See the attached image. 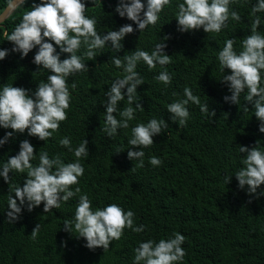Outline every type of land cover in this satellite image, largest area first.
I'll use <instances>...</instances> for the list:
<instances>
[{
	"label": "trees",
	"instance_id": "1",
	"mask_svg": "<svg viewBox=\"0 0 264 264\" xmlns=\"http://www.w3.org/2000/svg\"><path fill=\"white\" fill-rule=\"evenodd\" d=\"M39 2L26 0L0 24V50H9V55L0 61V89L7 84L35 91L36 84L51 75L43 69L36 72L38 68L33 58L37 49L21 59L19 53L10 51L13 45L4 35L5 32L11 34L23 14L31 10L33 3ZM182 2L171 0L154 27L126 35L120 52L106 45L97 50L94 60L84 59L89 71L69 78L72 99L67 120L60 124L59 132L52 138L43 142L28 136L26 130L23 134L15 133L0 146V167L18 153L19 144L24 140L34 147V165L38 164L41 151H47L50 158L60 155L69 163L75 161L74 154L60 145V139L69 137L73 149L86 139L89 156L80 161L84 174L73 190L80 187L81 194H87L91 200L93 209L115 203L125 212L131 210L135 214V225H143L145 231L134 233L126 229L121 239L113 240L106 251L89 250L83 238L77 239L75 233L71 235L63 230L64 221L74 218L78 196L48 213L43 212V204L31 212L25 207L18 220L10 224L6 216L8 195L13 185L22 187L26 179V173L13 172L9 173L10 184H5L0 177V264H133L134 249L139 243L149 239L158 242L172 237L173 233L185 237L182 247L186 255L182 264H264V196L250 197L247 186L239 189L234 177L243 166L245 155L239 152V146L251 148L260 141L264 149V133L259 132L255 110L246 103L244 94L239 105L223 100L231 93L220 83L223 73L217 60L227 39H235V50H241L242 39L250 34L251 8L256 0H238L232 4V10L240 14L241 21L230 19L228 27L215 35L206 34L203 29L179 32L175 18L177 5ZM9 3L10 0H0V13ZM117 4L118 0L86 3V15L96 18L99 34L132 24L115 12ZM260 15L262 24L258 31L264 33V14ZM132 26L136 28L135 24ZM164 36L169 37L164 51L172 56V63L163 67L157 65L152 70L143 62L138 63L136 71L144 84L137 87V94L144 110L136 111L128 129H119L115 137L108 138L102 131L104 93L122 72L112 64V58H123L136 49L151 53ZM83 53L82 47L77 55L83 57ZM65 58L67 54L61 53L60 59ZM165 69L172 76V83L167 87L155 79ZM225 74L230 72L225 70ZM73 82L75 89L71 87ZM185 87L191 88L193 94L201 98V103H208L215 116L202 114L199 106L190 103L186 126L181 128L178 122L173 123L167 106L184 98ZM118 106L122 110L127 106L126 100ZM244 106L249 111H244ZM116 115L119 119L118 113ZM152 118L165 120L168 127L153 138L152 146L143 149L144 166L136 167L138 161L127 158L128 150H139L129 149L131 128L138 123L146 124ZM10 131L0 128V139ZM152 156L159 158L162 165L153 167L149 163ZM225 175L233 176L227 185ZM261 192H264V184L257 189V194ZM250 199L252 202L248 203ZM37 223L41 227L33 239L31 232Z\"/></svg>",
	"mask_w": 264,
	"mask_h": 264
},
{
	"label": "clouds",
	"instance_id": "2",
	"mask_svg": "<svg viewBox=\"0 0 264 264\" xmlns=\"http://www.w3.org/2000/svg\"><path fill=\"white\" fill-rule=\"evenodd\" d=\"M87 2L94 3V0H40L23 14L11 34L5 32L7 41L13 45L10 50L12 53H19L23 59L33 49H37L33 58V63L38 68L36 72L43 69L51 75H47L46 81L41 80L36 84L35 91L7 84L0 89V128L11 129L0 139V146L15 133L23 134L26 130L28 136L43 142L52 138L54 133L59 132L60 124L67 120V110L72 99L69 78L89 71L84 59L94 60L97 50L104 49L106 45H110L116 53L120 52L123 47L121 41L126 35L140 33L149 26L154 27L160 19V13L171 4V0H118L115 12L119 17L127 18L135 24L136 28L132 24H125L116 31L110 30L101 35L96 30V18L86 15ZM237 2L238 0H183L177 5V30L185 33L203 29L206 34H219L228 27L230 19L241 21L240 14L231 8ZM22 3L24 0H10V7L14 8ZM260 14H264V0H256L251 8L250 34L242 39L241 50H235V39H227L217 54V60L219 70L223 73L220 83L226 85L231 93L230 96H224L223 100L239 105L240 97L244 94L246 103L251 104L255 110L259 132L264 133V33L258 31L262 24ZM167 39L168 36L160 39L151 53L136 49L123 58H112V64L117 69H122V72L104 93L105 126L102 131L108 138L115 137L119 129H128L130 122L135 119L136 111L144 110L137 94V87L143 85L144 80L136 68L139 62L147 65L149 70L157 65L163 67L172 63V56L164 51ZM82 47L83 57L77 55ZM61 53L67 54V58L61 60ZM8 55V49L0 50V61ZM225 70L230 74H225ZM155 79L165 87L172 83V76L166 69ZM71 87L75 89L74 82ZM183 96V99L167 106L171 121L178 122L179 127L183 128L187 124L190 103L199 106L202 114L211 118L215 116V112L209 110L208 103H201V98L194 95L191 88L185 87ZM125 100L127 106L121 110L118 105ZM244 111L249 109L244 106ZM167 127L165 120L155 118L146 124L138 123L132 127L129 149L139 150H128L127 158L138 161L136 167L142 168L145 156L143 149L152 146L153 138L161 135ZM259 142L251 148L239 146V152L245 155L242 159L243 166L234 175L238 188L243 190L247 186V195L253 198L264 196V192L257 194V189L264 184V149H261ZM59 143L74 154V162L65 163L60 155L50 158L47 151H41L38 164L34 165V147L28 140H24L19 144L18 153L0 167V177L5 184L11 182L9 173H26L23 186L13 185L8 195V223L16 222L25 207L31 212L43 204V212L48 213L60 208L62 202L66 203L78 196L74 218L64 221L63 230L71 235L75 233L77 239L83 238L86 241L85 247L89 250L102 248L106 251L113 240L121 239L126 229L134 233L144 232L143 225H135V214L131 210L125 212L115 203L93 209L91 200L87 194H81L80 187L73 190V186L79 184V179L84 174L80 161L89 156L88 141L84 139L75 149L72 148L69 137L61 138ZM149 163L153 167L162 165V161L155 156L150 157ZM232 177L224 176L225 185L230 183ZM251 202L250 199L248 203ZM40 227L37 223L33 228V239L38 235ZM184 241L182 234L173 233L172 237L158 242L151 239L141 242L134 249L133 264H182L186 255L182 247Z\"/></svg>",
	"mask_w": 264,
	"mask_h": 264
},
{
	"label": "water",
	"instance_id": "3",
	"mask_svg": "<svg viewBox=\"0 0 264 264\" xmlns=\"http://www.w3.org/2000/svg\"><path fill=\"white\" fill-rule=\"evenodd\" d=\"M26 0H24L25 2ZM21 4L17 5L16 7H10V3L6 6V8L0 13V24L5 21Z\"/></svg>",
	"mask_w": 264,
	"mask_h": 264
}]
</instances>
